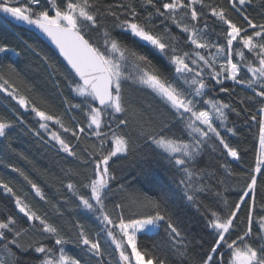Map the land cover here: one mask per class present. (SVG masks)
Wrapping results in <instances>:
<instances>
[{"label":"snow or ice","instance_id":"obj_1","mask_svg":"<svg viewBox=\"0 0 264 264\" xmlns=\"http://www.w3.org/2000/svg\"><path fill=\"white\" fill-rule=\"evenodd\" d=\"M251 3L252 0H228V7H224L214 3L206 4L205 0H143L138 10L137 0H119L107 4L101 0H59V3L58 0H44V4L41 0H0V12L5 14V19L35 25L59 49L74 73L69 85L82 98L81 103L70 105L68 110H83L87 128L100 140L99 145H92L90 150L85 149L89 159L82 161L85 166L89 163L92 165V173L85 174L87 182L83 184L89 194L79 195L76 184L72 182L66 185L67 190L78 200V207L95 214L103 225V234L110 241L108 247L111 252L102 247L99 233L95 238L90 237L84 225L76 222L78 244L84 249L85 255L96 259L98 264H113L112 253L117 254L115 264H166L165 258L153 255L147 249L142 250L138 245L140 235L158 234L161 223L165 225L172 249L182 257L188 255L184 235L171 217L163 214L159 201L150 197L141 201L133 197L138 213L125 215L124 203L115 200L116 193L124 192L125 186L118 184L115 191L112 189L111 185L117 178L110 172L109 161L118 153L129 151L134 144L133 134L146 137L147 142L181 173L183 178L179 184L185 188V198L197 203V192H203L208 185L194 189V181L203 180L206 176L211 178L215 173H208L191 165L210 146L209 141L213 142V152L218 142L225 156L239 160L238 151L226 142L219 130L224 128L227 133H234L233 128L227 127V122L229 112H236V109L231 104L211 97L205 99L206 90H211L210 85L220 86V92L230 93V89L223 87L225 80L245 86L252 93L245 99L260 105L257 113L260 116V153L252 174L247 177L246 190L239 202L229 208L225 198L223 202L229 210L223 216L211 211L207 226L215 230L214 241L200 260H193L192 264H225L222 249H227L230 253L228 264H264V216L254 219L253 215L257 176L264 175V22L255 23L242 10ZM148 8L153 11L146 12ZM230 10L239 15L241 22L231 18ZM145 12L146 15H143ZM153 17L161 19L162 32L155 31L157 25L152 22ZM209 17L224 27L216 41L208 39ZM109 19L111 24L106 23ZM167 21L186 35L185 43L191 51H184L179 47L180 41L172 34L171 28L164 27V22ZM116 28L137 42H146L154 50L164 54L174 69V78L180 81L181 86L164 77L147 54L129 47L113 36V29ZM94 31L99 32L101 39L92 37L91 33ZM220 39L224 42L220 43ZM7 50L6 45L0 46V53ZM129 64L136 70V76L127 73ZM129 79L138 80L140 84L150 88L169 108L176 117V122L182 125V136L166 134V125L156 128L144 118L143 112L126 101L122 84ZM9 88L12 89L10 92ZM0 90L8 92L20 107L31 108L39 118V127L48 131L59 149L69 156H76L73 146L63 138L60 131L49 130V122L59 125L64 133H70L77 140L85 133V127L79 124L75 127L67 126L61 116L41 110L26 96L18 94V90L7 80L0 83ZM105 112L113 117L116 114L125 115L118 127L127 128L131 123L133 128L132 133L111 132L114 147L107 153L104 144L105 137L109 134L101 131L102 126H107L102 118ZM251 119L255 121L257 116L253 115ZM216 121H219V126ZM11 127L12 121L0 116V136H5ZM35 135L39 136L40 133L36 132ZM220 167L231 174L227 164ZM14 171L28 181L36 196L41 200L45 199L41 189L22 170ZM0 187L14 197L15 208L23 219L31 222L30 228L38 222V231L54 239V247L40 242L33 248L35 253L43 255L41 264H81L79 259L66 254L64 245L69 241L54 224L34 211L25 198L2 179ZM216 195L222 196L221 193ZM249 197L253 202L247 213L246 228L235 239H230L234 225L240 219L242 206L248 203ZM109 201L112 203L111 209L108 207ZM25 231L16 216L9 214L6 218H0V251L3 253L0 255V264H17L13 246L20 248L18 238ZM113 245L114 248L111 247ZM54 248L58 249V253ZM106 256L109 257L107 260Z\"/></svg>","mask_w":264,"mask_h":264},{"label":"trees","instance_id":"obj_2","mask_svg":"<svg viewBox=\"0 0 264 264\" xmlns=\"http://www.w3.org/2000/svg\"><path fill=\"white\" fill-rule=\"evenodd\" d=\"M44 4V0H41ZM102 3H115L119 0H101ZM59 3V0H58ZM143 0H137L138 10ZM206 4L214 3L228 7V0H205ZM19 6V5H14ZM199 9V5H197ZM255 23L264 22V0H252L251 5L242 9ZM147 11H153L148 8ZM146 12L143 15H146ZM50 14H53L50 12ZM143 15L141 19H143ZM231 18L240 21L239 15L230 10ZM5 14L0 12V46H7V51L0 53V83L7 80L9 84L18 90V94L26 96L33 104L49 114L61 116L64 123L69 127L76 124L85 127V133L77 140L70 133H64L59 125L51 122L49 130L60 131L63 138L73 146L76 156H69L59 149L55 141H52L48 131L39 127V118L31 111L24 109L18 102L3 90H0V116L12 121V127L6 131L5 136H0V179L8 183L18 195L25 198L34 211L44 216L50 223L54 224L69 241L64 245L67 255L79 259L81 264H98L97 260L85 255L84 249L77 242L76 222L83 224L85 231L90 237L95 238L99 233L101 245L111 252L108 241L102 232L103 225L96 219L95 214L87 213L78 207V200L70 193L66 185L69 182L76 184L79 195L87 196L88 190L83 187L86 183L85 174L91 175L92 165L85 166L82 161L89 159L85 149L92 145H99L100 140L92 135V130L87 128V120L83 110H71L69 106L81 103L82 98L72 91L69 81L73 80L74 73L66 66L63 59L50 48L37 34L29 30L26 23L12 22L4 18ZM157 28L155 31L162 32L161 19L153 17L152 21ZM106 23L111 24L109 19ZM208 39L216 41L218 34L224 31V27L209 17ZM164 27H170L171 32L180 41L179 47L184 51H191L185 43L186 35L180 29L171 25L170 21L164 22ZM113 36L128 44L129 47L147 54L153 65L160 73L172 80L177 86L180 81L173 76L174 69L164 54L154 50L146 42H137L119 28L113 29ZM94 39H101L99 32H92ZM223 43V39L219 40ZM214 51V50H213ZM248 58L251 59L249 54ZM45 57L47 59H45ZM127 73L136 76V70L129 64ZM220 86L210 85L211 90H206L205 99L211 97L224 103L231 104L236 112H229L227 127L233 128L234 133H227L220 128L221 134L226 142L239 153V161L234 162L230 157L223 154L222 146L215 144V152L212 151V141L209 147L197 158L192 167L203 169L208 173H215L211 178L194 181L193 188L199 189L208 185L203 192H197V203L185 198V188L179 184L182 179L181 173L168 163L167 159L159 154L153 145L147 142L146 137L133 134L134 144L127 153H118L109 161L110 172L117 180L111 185L115 191L118 184L125 186L124 192H117L115 200L125 205V215L138 213V207L133 197L143 200L150 197L161 204V211L170 216L174 223L180 228L185 237L184 243L188 245V255L180 256L172 249L169 238L165 232V225L161 223L159 233L156 235H140L138 245L144 250L159 255L166 260V264H192L199 261L202 254L206 252L215 238V230L207 226V220L211 218V211H216L222 216L239 202L240 196L246 190L247 177L252 174L259 155V120L257 114L260 105L254 101L245 99L252 93L241 85H235L230 80H225L223 87L230 89V93L219 91ZM12 89L9 88V92ZM122 92L126 101L130 102L136 109L143 112L144 118L149 120L156 128L167 126L168 135L182 136V125L176 122V117L165 106L150 88L142 85L135 79H129L122 84ZM253 115L257 116L254 121ZM74 118V120H73ZM104 124L101 131L109 134L105 137V152L112 150L114 144L110 133L117 134L132 133L131 123L127 128L118 127L120 120L125 115L116 114L115 117L105 112ZM219 126V121H216ZM39 132L40 135H35ZM227 164L229 174L221 165ZM14 169L22 170L33 183L43 192L45 199L36 196L28 181ZM71 170V171H70ZM78 173V175L76 174ZM217 181H223L217 183ZM221 193L222 196L216 195ZM255 211L254 219L264 216V175L257 176V188L254 194ZM227 199L229 208H225L224 199ZM252 198L242 206L239 213L240 219L236 221L231 232L230 239H235L246 228V217ZM112 203L108 202L111 209ZM16 216L21 227L26 231L19 237L20 248L13 246L17 264H41L42 254L34 252L33 248L42 242L48 247H54V239L41 234L38 229L40 225L30 228V223L22 218L15 208V200L11 194L6 193L0 187V218L7 215ZM255 225L253 234L255 235ZM251 242V241H249ZM32 247H29V246ZM203 245V247H200ZM114 248V245L111 246ZM179 247V246H178ZM183 249H181L182 251ZM58 253V249L54 248ZM224 262L228 264L230 253L222 249ZM0 251V255H2ZM109 257L106 256L107 260ZM147 258V257H146ZM117 254L112 253L111 260L115 264Z\"/></svg>","mask_w":264,"mask_h":264},{"label":"water","instance_id":"obj_3","mask_svg":"<svg viewBox=\"0 0 264 264\" xmlns=\"http://www.w3.org/2000/svg\"><path fill=\"white\" fill-rule=\"evenodd\" d=\"M27 27L29 30L37 34L50 48H52L65 62L67 67L71 70L70 66L67 64V62L64 60L63 56L59 53V49L56 47V45L51 41L49 37H47L46 34H44L41 30H39L35 25H28ZM72 71V70H71Z\"/></svg>","mask_w":264,"mask_h":264},{"label":"rangeland","instance_id":"obj_4","mask_svg":"<svg viewBox=\"0 0 264 264\" xmlns=\"http://www.w3.org/2000/svg\"><path fill=\"white\" fill-rule=\"evenodd\" d=\"M19 22V21H18ZM24 23V22H23ZM51 122H49V124H50ZM259 153H260V151H259Z\"/></svg>","mask_w":264,"mask_h":264}]
</instances>
